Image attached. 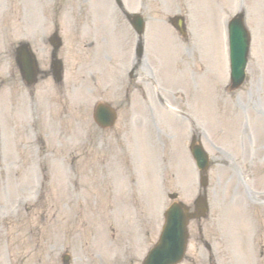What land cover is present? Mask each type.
<instances>
[{
  "label": "rangeland",
  "instance_id": "1",
  "mask_svg": "<svg viewBox=\"0 0 264 264\" xmlns=\"http://www.w3.org/2000/svg\"><path fill=\"white\" fill-rule=\"evenodd\" d=\"M121 1L128 11L142 7L144 38H151L142 58L155 64L153 83L144 77L139 103V93L122 89L119 71L113 79L115 65L109 67L114 87L108 80L90 82V46L75 43L69 34L61 38L63 84L55 86L48 79L32 90L37 94L30 99H25V90L10 96L17 77L15 73L9 77V45L0 40V264L8 263L5 257L22 264H64L63 253L68 257L65 264H127L121 254L125 247L140 260L146 248L139 233L151 240L158 229L161 207L167 203L165 185L174 186L167 193L182 189L188 195L181 196L189 197L186 202L197 194V172L192 161L191 166L187 162L192 130L212 163L207 202L214 256L234 263L232 255L236 258L237 248L242 250V240L233 246L239 231L232 237L236 241L230 240L232 218L240 219L234 210L242 211L252 232L264 223V203L257 197L264 195V0H239L238 5L246 4L242 10L251 45L246 80L229 94L223 20L237 2ZM97 2L66 0L62 25L79 17L86 27L95 20L97 27L105 22L127 28V50L118 47L125 65L135 38L114 0L102 1L108 9L104 17L88 11L98 7ZM177 14L185 17L186 53L184 44L178 46L175 31L167 27L171 37L166 28L168 17ZM29 15L31 21L37 20L31 7ZM103 49L94 47L96 55ZM97 61L103 70V61ZM54 88H61L62 94ZM99 101L118 105L111 129H101L92 120V108ZM242 117L249 118L248 127ZM120 156L123 167L116 171ZM154 170L162 179L158 191ZM72 185L74 190L69 189ZM249 197L258 200L247 203ZM191 228L198 229L193 222ZM194 252L191 247L190 254ZM243 259L246 262L240 259L238 264L249 262Z\"/></svg>",
  "mask_w": 264,
  "mask_h": 264
},
{
  "label": "water",
  "instance_id": "2",
  "mask_svg": "<svg viewBox=\"0 0 264 264\" xmlns=\"http://www.w3.org/2000/svg\"><path fill=\"white\" fill-rule=\"evenodd\" d=\"M238 56H239V54H234L233 55L232 76H233L234 82L238 81L239 78L241 77V72L239 71V69L241 67H243V60L242 59L236 61ZM236 85H234V86H236ZM195 157H196V160H198L200 155L199 154H195ZM183 219H184V215H180L179 218H178V221H183ZM181 235H182V233H181ZM178 241H179V246L181 247V249H180V252L177 254L176 258L173 260V262H175L179 258V255L182 254V246L184 244L183 238L179 237ZM163 249H164V247L161 248V250H163Z\"/></svg>",
  "mask_w": 264,
  "mask_h": 264
}]
</instances>
